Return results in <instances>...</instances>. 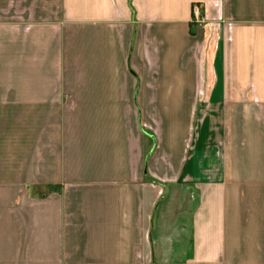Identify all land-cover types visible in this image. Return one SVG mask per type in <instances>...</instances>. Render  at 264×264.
Instances as JSON below:
<instances>
[{
	"label": "crops",
	"instance_id": "obj_1",
	"mask_svg": "<svg viewBox=\"0 0 264 264\" xmlns=\"http://www.w3.org/2000/svg\"><path fill=\"white\" fill-rule=\"evenodd\" d=\"M0 264H264V0H0Z\"/></svg>",
	"mask_w": 264,
	"mask_h": 264
},
{
	"label": "built area",
	"instance_id": "obj_2",
	"mask_svg": "<svg viewBox=\"0 0 264 264\" xmlns=\"http://www.w3.org/2000/svg\"><path fill=\"white\" fill-rule=\"evenodd\" d=\"M199 5L194 4L192 5V15L196 22L200 23L204 20L203 15L200 14Z\"/></svg>",
	"mask_w": 264,
	"mask_h": 264
},
{
	"label": "rangeland",
	"instance_id": "obj_3",
	"mask_svg": "<svg viewBox=\"0 0 264 264\" xmlns=\"http://www.w3.org/2000/svg\"><path fill=\"white\" fill-rule=\"evenodd\" d=\"M200 10V9H199ZM200 14L202 15V12H201V10H200Z\"/></svg>",
	"mask_w": 264,
	"mask_h": 264
}]
</instances>
